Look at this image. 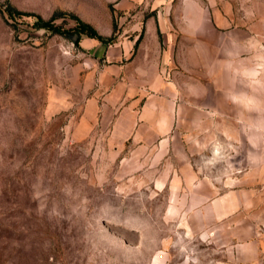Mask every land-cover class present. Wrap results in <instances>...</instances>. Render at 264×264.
I'll return each mask as SVG.
<instances>
[{
    "label": "rangeland",
    "instance_id": "1",
    "mask_svg": "<svg viewBox=\"0 0 264 264\" xmlns=\"http://www.w3.org/2000/svg\"><path fill=\"white\" fill-rule=\"evenodd\" d=\"M176 4L0 0V264H264V250L248 261L215 229L193 228L174 188L123 179L112 109L100 104L81 132L84 77L97 67L81 42L128 39L153 8Z\"/></svg>",
    "mask_w": 264,
    "mask_h": 264
},
{
    "label": "crops",
    "instance_id": "2",
    "mask_svg": "<svg viewBox=\"0 0 264 264\" xmlns=\"http://www.w3.org/2000/svg\"><path fill=\"white\" fill-rule=\"evenodd\" d=\"M149 13L128 39L81 42L97 66L84 77L81 132L100 104L112 109L123 179L174 188L193 228L254 260L264 250V0H178Z\"/></svg>",
    "mask_w": 264,
    "mask_h": 264
},
{
    "label": "trees",
    "instance_id": "3",
    "mask_svg": "<svg viewBox=\"0 0 264 264\" xmlns=\"http://www.w3.org/2000/svg\"><path fill=\"white\" fill-rule=\"evenodd\" d=\"M90 38H94L93 34H88ZM76 44L79 45V38L78 40L76 41Z\"/></svg>",
    "mask_w": 264,
    "mask_h": 264
}]
</instances>
